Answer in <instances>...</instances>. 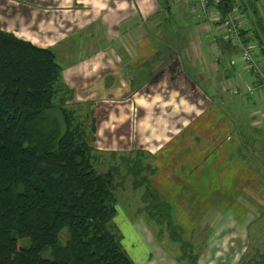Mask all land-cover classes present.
I'll use <instances>...</instances> for the list:
<instances>
[{"label": "rangeland", "instance_id": "374dc122", "mask_svg": "<svg viewBox=\"0 0 264 264\" xmlns=\"http://www.w3.org/2000/svg\"><path fill=\"white\" fill-rule=\"evenodd\" d=\"M174 1L186 5L190 0ZM257 4L260 5L259 12L263 14L261 9H264V0H259ZM197 7L190 6L189 11L193 15L200 13L199 19L203 20L202 11ZM253 9H257L255 2ZM0 11L3 12L4 9ZM257 18L250 8L248 22L252 19L257 21ZM207 25L214 26L211 23ZM249 25L257 26L256 23ZM69 32L64 42L48 47L55 54L62 70L56 86L58 95L53 101V108L57 109V105L68 110L75 123L83 125L87 142L95 153L93 163L96 172L113 174L117 213L112 221L116 226V233L121 238L123 236L120 240L123 250L133 260L144 255L143 249L136 247V239L131 230H134L135 224H139V220L153 230H150L153 239H148L151 251L155 241L162 249L164 247L165 251L175 252L178 248L180 253V243L174 241L178 237L188 243L191 250L194 245L197 249L199 245L202 246L205 232L210 230V240L217 234V213L232 211L233 214L235 212L236 218H245L250 223L249 240L243 244L245 247H242V256H238V250L229 242L234 259L238 256V264H264V259L261 262V256L264 255V128L260 126V119H264V106H258L262 103L260 99L264 90L257 85L261 77L259 79V76L254 74V67L241 58V47L236 49V57L234 51H229L234 58H229L228 62L234 59V66L240 63L241 71L251 77L246 75L242 78L243 81L238 80V83H233L232 86L226 82L229 80L219 77L214 86L217 89L214 91L210 81L202 76L199 86L206 88L204 90L208 93L206 105L199 117L186 128L185 135H188L183 137L186 139L180 137L170 143L157 142L156 145H146L140 140H137L138 144L135 142L133 122L141 123V116L140 109L133 103L135 99L126 94L134 89L130 84H126L127 80L123 83L117 81L114 89L103 91L106 82L100 73L94 78H90L88 73L84 77L78 76L80 78L68 76L76 63H81V59H91L95 54L97 58L104 60L103 66L108 67L111 73L123 70V57L119 51L116 47H100L99 56L96 53L97 48L83 46L86 42L80 40V34L76 36L73 31ZM46 35L58 39L63 37L62 32ZM249 35L251 38L247 41L259 46V56L262 47L264 48V34L258 30V34L255 31L253 34L252 31ZM83 36L89 37L90 34ZM223 50L227 51L224 48ZM87 56L90 58H86ZM256 60L258 62L259 58ZM216 61L222 62L220 55ZM254 65L258 68V73L264 75V67L258 63ZM163 86L152 87L153 94L160 93L163 103H167L162 111L166 113L159 116L160 120H166V117L169 118L178 112L171 99L181 91L178 86L174 89ZM99 88L101 90H98ZM247 88L250 90L247 94L235 96L241 98L240 101L234 99V90ZM163 90L167 92L163 93ZM101 91L104 94H101ZM149 97L154 98L153 95ZM60 98H63L62 102H59ZM184 98L198 100L188 93ZM53 113L61 120L57 110ZM159 113L161 112L157 105V114ZM145 130L144 132H147ZM162 187L164 188L160 189ZM200 192L202 194H199ZM165 201L172 205L171 210L163 206ZM223 217L228 218L226 214ZM137 227L138 231L142 229L141 233L144 232L143 227ZM64 237L62 233V241ZM123 239L126 249L122 245ZM28 243L25 239L19 241L22 247H26ZM255 248H259L256 253ZM256 254L258 255L255 256ZM46 256L47 253H44V257ZM222 260L225 261V258Z\"/></svg>", "mask_w": 264, "mask_h": 264}, {"label": "crops", "instance_id": "0c3cea01", "mask_svg": "<svg viewBox=\"0 0 264 264\" xmlns=\"http://www.w3.org/2000/svg\"><path fill=\"white\" fill-rule=\"evenodd\" d=\"M252 1L256 3L258 9L256 14L261 24H257L258 20L254 19L248 22L249 15H245L243 37L246 40L251 38L249 34L252 31L253 34L254 31L258 34V30L264 34V9H261L263 12L261 14L260 5L257 4L259 0ZM247 3L249 6L248 0ZM190 6L197 7V4L194 0H190L186 5L174 0H0V9H4L3 12L0 11V28L41 48L64 42L69 31L76 33V36L80 34V40L86 42L84 47L97 48L96 53L99 56L101 49L98 48L116 47L123 57V70L111 73L108 67L103 66L104 60L101 57L97 58L95 54L91 59H81V63H76L73 66L75 69L72 68L68 76L84 77L88 73L90 78H94L100 73L106 82L103 91H110L119 81L123 83L127 80L126 84H130L134 89L126 94L135 99L133 103L140 109L141 116V123L133 122L135 142L138 144L137 140H140L146 145H156L157 142L170 143L180 137L186 139L183 138L188 135H185L186 128L199 117L206 105L208 93L204 90L206 88L202 89L199 86L202 76L210 81L211 88L215 91L217 87L214 86L219 77L229 80L226 82L232 86L233 83L234 85L238 83V80L243 81L242 78L248 75L241 71L240 63L235 64L236 66L229 65L228 59L234 58L236 53L233 56L223 50L229 49V46H225L218 37L215 27L208 26L199 19L200 13L191 14ZM254 23L257 24L256 27ZM52 32H62L63 37L58 39L46 35ZM84 34L90 36L85 37ZM213 38L215 41H212ZM263 49L262 47V53L257 56L259 61L256 60L261 67H264ZM219 55L222 62L216 61ZM89 56L86 58L91 57ZM88 65L92 70L87 68ZM133 78L138 80H132ZM163 85L173 89L176 86L181 87L178 96L175 95L171 99L178 112L169 118L166 117V120H160L159 116L166 113L162 111L167 103H163L160 93L153 94L152 89ZM166 92L163 90V93ZM186 93L193 94L198 100H187L184 98ZM101 94L104 93L101 91ZM148 95H153L154 98ZM238 97L234 99L240 101L241 98ZM260 101L262 103L258 104L259 108L264 106V94ZM157 105L161 112L159 114ZM260 120L262 121L260 126L264 128V119ZM144 129L147 132H144ZM166 202L164 206L171 210L172 205ZM225 214L228 218L223 217ZM184 215L183 213L182 216ZM216 217L217 234L213 235L214 239H208L211 236L209 230L205 232L202 246L199 245L196 249L194 245L192 255L196 256L195 264H238V256L244 254L241 252L244 249L242 247H245L243 244L249 240L250 223L245 218L239 220L232 211L217 213ZM137 225L143 227V233L142 229L138 231ZM137 225L135 224L134 230H131L136 239V247L142 248L144 255L133 260L126 252L134 264H190L188 259L181 258L178 248L175 252L165 251L164 247L162 249L154 241L151 251L148 239H153L150 231L152 229L148 224L144 226L140 220ZM124 241L123 239L122 245L126 249ZM127 242L131 246L128 240ZM229 242L238 250L236 259L229 248ZM200 249L202 251L199 252ZM255 250L256 253L259 248ZM223 257L225 261L222 260Z\"/></svg>", "mask_w": 264, "mask_h": 264}, {"label": "trees", "instance_id": "16d2710c", "mask_svg": "<svg viewBox=\"0 0 264 264\" xmlns=\"http://www.w3.org/2000/svg\"><path fill=\"white\" fill-rule=\"evenodd\" d=\"M61 71L51 49L0 28V264H134L112 221L113 174L96 172L83 125L53 108Z\"/></svg>", "mask_w": 264, "mask_h": 264}, {"label": "built area", "instance_id": "2783aa9c", "mask_svg": "<svg viewBox=\"0 0 264 264\" xmlns=\"http://www.w3.org/2000/svg\"><path fill=\"white\" fill-rule=\"evenodd\" d=\"M189 1V0H185ZM197 8L202 11V21L206 24H213L219 38L224 42L230 43L231 46L241 47V58L244 62L254 67V74L261 77L258 84L264 90V75L258 73V68L254 65L259 46L248 42L244 37H241L244 17L246 13L249 15V6L247 0H195ZM220 61V60H219ZM229 65H234V59H231ZM247 89L234 90V97L247 94Z\"/></svg>", "mask_w": 264, "mask_h": 264}]
</instances>
